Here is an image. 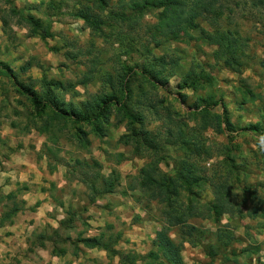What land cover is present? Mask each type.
Masks as SVG:
<instances>
[{"label": "rangeland", "instance_id": "374dc122", "mask_svg": "<svg viewBox=\"0 0 264 264\" xmlns=\"http://www.w3.org/2000/svg\"><path fill=\"white\" fill-rule=\"evenodd\" d=\"M125 2L0 0V264H264V0Z\"/></svg>", "mask_w": 264, "mask_h": 264}, {"label": "trees", "instance_id": "16d2710c", "mask_svg": "<svg viewBox=\"0 0 264 264\" xmlns=\"http://www.w3.org/2000/svg\"><path fill=\"white\" fill-rule=\"evenodd\" d=\"M104 1L105 0H102L103 3ZM185 2L186 0H126L125 3L128 9L132 12V15H131L132 18L131 16L129 17L131 19H133L135 15H140L143 12L162 8L163 10L160 12V14H162L163 16L161 17L160 20L163 21L165 19V22L160 25V30L162 29V32H164V29H167V32H170L171 34L175 35L181 29H184L187 24H191L190 18L195 17V14H192L190 11L188 12L186 9L183 10V6L185 5ZM97 3H99V0H97ZM170 5H173L174 8L171 10H168L167 6H170ZM78 16L82 17L83 19L88 20L87 15L82 11L78 12ZM111 20L121 21L116 16H114V18H112ZM218 34L219 33L213 34V35H210L209 37L212 38L215 35L216 40L214 44H218L219 46H223L225 44L226 47L231 48V53H233L234 48L232 49L233 47L232 42L222 41L221 36ZM0 71H2L4 74H6L7 76L11 78L15 86L20 90L22 94H25L27 97H29L31 103L33 104V106L35 107L36 111L39 114H42L45 111L46 107L53 108V106L50 104V102H48V100L40 103L33 93H28L22 85L20 86L17 83V80L14 77L13 73L8 67L0 65ZM111 102H115V101H111ZM215 103L217 104V102ZM119 106L122 109H124L125 114H127L130 118H134V116L128 112V108L126 107V105L120 102ZM104 110H105V104H103L99 108V110L96 112L95 119L100 118L103 115ZM75 119H84V120L91 121V119H89L88 117H83V116H81L80 118L79 117L75 118ZM151 173L153 174V171ZM166 188H167L166 192H168L170 190L169 186H167ZM260 202L263 203V201H260ZM260 202L258 203V206L260 207V209H262V207L259 205ZM161 232L158 233L159 237H160ZM84 242L94 243L95 246H99V244L96 243L95 238L85 239ZM161 243L167 244L169 248L166 250L170 252L171 256H175L177 258L179 257L178 252H176V250L172 248L173 244L169 242V240L163 239L161 240ZM158 247H164V245L158 244Z\"/></svg>", "mask_w": 264, "mask_h": 264}, {"label": "clouds", "instance_id": "9594fccd", "mask_svg": "<svg viewBox=\"0 0 264 264\" xmlns=\"http://www.w3.org/2000/svg\"><path fill=\"white\" fill-rule=\"evenodd\" d=\"M261 146L264 147V138L261 140Z\"/></svg>", "mask_w": 264, "mask_h": 264}]
</instances>
